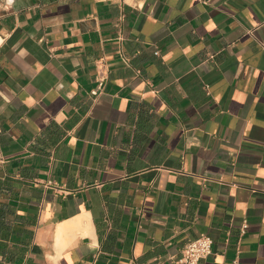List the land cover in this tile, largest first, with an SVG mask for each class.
<instances>
[{
	"label": "crops",
	"instance_id": "crops-1",
	"mask_svg": "<svg viewBox=\"0 0 264 264\" xmlns=\"http://www.w3.org/2000/svg\"><path fill=\"white\" fill-rule=\"evenodd\" d=\"M200 236V264H264V0H0V264Z\"/></svg>",
	"mask_w": 264,
	"mask_h": 264
},
{
	"label": "built area",
	"instance_id": "built-area-1",
	"mask_svg": "<svg viewBox=\"0 0 264 264\" xmlns=\"http://www.w3.org/2000/svg\"><path fill=\"white\" fill-rule=\"evenodd\" d=\"M120 57L124 64H128L129 60L126 56L120 54ZM109 76L110 66L107 60L105 58L98 59L95 64V86L91 91V96L94 100H98L105 93ZM247 228L248 223L245 221L241 228L242 235L246 233ZM213 243L210 237L200 236L183 248L179 259L174 264H200L212 254ZM230 264H240L239 257L234 258Z\"/></svg>",
	"mask_w": 264,
	"mask_h": 264
},
{
	"label": "clouds",
	"instance_id": "clouds-1",
	"mask_svg": "<svg viewBox=\"0 0 264 264\" xmlns=\"http://www.w3.org/2000/svg\"><path fill=\"white\" fill-rule=\"evenodd\" d=\"M8 3L11 4L12 3V0H8Z\"/></svg>",
	"mask_w": 264,
	"mask_h": 264
}]
</instances>
